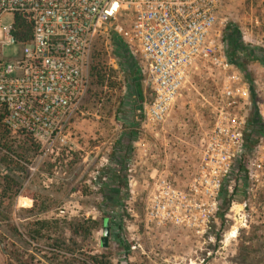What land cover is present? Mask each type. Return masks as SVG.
Masks as SVG:
<instances>
[{"label":"rangeland","instance_id":"rangeland-1","mask_svg":"<svg viewBox=\"0 0 264 264\" xmlns=\"http://www.w3.org/2000/svg\"><path fill=\"white\" fill-rule=\"evenodd\" d=\"M113 29L97 41L91 65L100 53L104 79L89 70V91L67 145L41 156L27 144L18 151H26V160L0 151V178L20 186L0 199V264H92L93 255L109 264H264V128L252 131L256 118L264 122V0H222L213 30L217 61L192 62L159 124L141 111L151 101L145 78L133 77L126 64L128 55L136 69L141 61L127 46L119 52ZM135 84L144 98L137 100ZM227 90L234 98L227 99ZM234 133L239 154L223 160L219 138ZM138 143L147 164L141 173L133 169ZM114 150L128 154L132 167L118 172L126 179L118 193L99 182L108 169L113 175L121 169L109 159ZM159 177L190 196L187 224L150 221L148 199ZM214 179L219 188L205 186ZM202 210L207 221L197 232L193 218L202 219Z\"/></svg>","mask_w":264,"mask_h":264},{"label":"built area","instance_id":"built-area-1","mask_svg":"<svg viewBox=\"0 0 264 264\" xmlns=\"http://www.w3.org/2000/svg\"><path fill=\"white\" fill-rule=\"evenodd\" d=\"M221 7L222 0H0L4 126L12 134L29 136L41 156L66 146L89 91L97 41L112 26L132 57L141 61L139 72L151 97L141 111L150 122L161 123L192 62L202 57L217 61L213 30ZM16 19L27 23L29 36ZM222 65L226 69L229 64ZM231 78L236 79L234 74ZM225 95L234 98L230 90ZM239 138V133L219 138L223 160L239 154ZM204 184L221 186L217 179ZM154 185L148 199L150 221L187 224L190 196L161 177ZM201 213L202 219L193 218L197 232L207 221L204 210Z\"/></svg>","mask_w":264,"mask_h":264},{"label":"trees","instance_id":"trees-1","mask_svg":"<svg viewBox=\"0 0 264 264\" xmlns=\"http://www.w3.org/2000/svg\"><path fill=\"white\" fill-rule=\"evenodd\" d=\"M16 24L17 26L20 27V30H23V28H26V31L28 32L29 36V26L27 25V23H25V21H23L22 19H16ZM120 25V24H117ZM116 25V26H117ZM122 25V24H121ZM115 28V26H114ZM112 36V42L115 44V46L119 49V52H123L126 49V45L123 43V41L121 40V38L119 37V35L117 34V32L114 30L111 33ZM25 39V38H24ZM27 39V36H26ZM97 50V45H96V50L93 54H96ZM98 54V52H97ZM92 57V59H93ZM127 57V56H126ZM128 57L131 58V56L128 55ZM99 58H100V53L98 55L95 56L94 61L96 60V63L94 62V64H92L90 66V70H92V73L98 78L99 81H103L104 79V71L102 69V67H100L101 63L99 62ZM130 58H127V67H133L132 69V76L136 78L137 75H140L139 69H136V66H133L134 64L131 63ZM98 60V62H97ZM92 62V60H91ZM240 69L242 71V73L245 74V69H243V65L240 66ZM134 89L136 92L137 97H140L141 93H140V85L139 84H135L134 85ZM3 118H4V113L2 110H0V151L3 150L6 155L4 157L6 158H10V157H14L17 160H26V151L22 150L21 152H18L20 149H22V146H25L27 144H30L31 147L34 146V150L36 151L38 146L33 142V140H31V138L29 136L26 135H13L11 134V132L4 126L3 124ZM134 120H139V118L137 116H135ZM255 122H257L258 126L254 127L252 131L257 132L258 128H264V122L259 120L258 118H256L254 120ZM250 136H252L251 134L247 135V140L250 138ZM19 143V144H18ZM14 145H16V148H13ZM246 147V144L244 145ZM248 146V145H247ZM11 160V159H9ZM239 170H243L242 166H239ZM117 179H123L119 176V174L117 175ZM1 187H0V199L6 198V197H10V196H15L19 190H20V186H18L15 182L11 181V179L7 176H1ZM113 181L115 182V179L113 178ZM111 191L113 192H117L120 191L121 189V182H116L115 184L112 182V185H110ZM30 205H32L33 201H29ZM34 207V203L31 206L30 209H33ZM107 221L108 223V219H102L101 220V225H102V232H103V228L105 225V222ZM94 222V221H92ZM42 222H40L41 224ZM43 224V223H42ZM73 232V231H72ZM103 234V233H102ZM119 245H121V242L119 241ZM89 261L92 264H109L108 259L105 256L102 255H93V256H88Z\"/></svg>","mask_w":264,"mask_h":264},{"label":"crops","instance_id":"crops-1","mask_svg":"<svg viewBox=\"0 0 264 264\" xmlns=\"http://www.w3.org/2000/svg\"><path fill=\"white\" fill-rule=\"evenodd\" d=\"M140 93H141V95H140V97H138L137 98V100H139V98L141 99V98H144L143 96H144V91L143 90H141V88H140ZM137 140H138V138H137ZM136 140V141H137ZM127 141H129V142H133V140H132V137H131V139L129 140H127ZM118 142V141H117ZM138 142V141H137ZM116 143V142H115ZM143 146V145H142ZM142 146H140L139 147V143L137 144V147H139V148H136V153H137V159H138V162L136 163V165H134L133 166V169H136V167L138 168V172H143V169L147 166V164H146V160H145V158H144V152H143V149H142ZM134 150V149H133ZM124 155L126 156V158L124 159ZM129 155L128 154H126V153H124L123 152V155H121V154H116V152H115V150H114V154H110L109 155V159L111 160V162H114V163H116V164H118L119 165V167H121V169L120 170H116V172L117 173H115V175H113V174H111L110 172H112V171H110L109 169H108V177L106 176V174H104L103 176H101V179H100V185H102V186H106L108 183H110V185H112V182L115 184L116 182H124L126 179H117L118 177H117V175H118V172L120 173V172H122L121 170L123 169L124 171H131V169H132V167L131 166H127L126 165V163H127V157H128ZM137 170V169H136ZM151 170H153V169H151ZM113 178L115 179V182L113 181ZM108 179V180H107ZM130 183H131V181H130Z\"/></svg>","mask_w":264,"mask_h":264},{"label":"water","instance_id":"water-1","mask_svg":"<svg viewBox=\"0 0 264 264\" xmlns=\"http://www.w3.org/2000/svg\"><path fill=\"white\" fill-rule=\"evenodd\" d=\"M109 235V228H108V223L107 221L105 222L104 228H103V234L100 240L101 247L105 248L106 247V241L107 237Z\"/></svg>","mask_w":264,"mask_h":264}]
</instances>
